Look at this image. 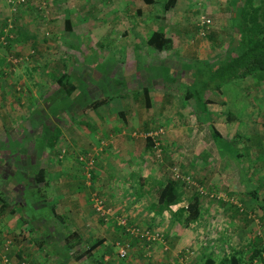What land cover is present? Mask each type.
Segmentation results:
<instances>
[{
  "label": "crops",
  "instance_id": "obj_1",
  "mask_svg": "<svg viewBox=\"0 0 264 264\" xmlns=\"http://www.w3.org/2000/svg\"><path fill=\"white\" fill-rule=\"evenodd\" d=\"M165 1L140 0L141 5H147V8L158 3L161 7H155L148 13L143 10V12L136 14L144 13L142 18L144 17L146 20H152L150 19L151 14H154L155 18L159 17V26H163L164 30L172 37L173 48L171 50L176 49L181 52L189 51L192 53V57L189 58L192 62L189 63L190 60H188L189 62L180 63L181 65H197L196 60H199L197 58L200 56L193 57V53L198 50H205L204 45L210 50V46L215 47V43L217 44L218 41H221V45H225L223 50H234L231 49L232 42L230 40L233 36L231 26L236 9L242 0H175L174 6L178 2L181 4L177 9H173V5V7L165 9ZM112 2L113 4L114 2L121 3L120 0H112ZM130 5H133L132 0ZM140 7L139 5L136 11H140ZM184 11L189 12L187 18L182 17ZM203 16L209 17L211 22L204 31L206 40L202 38L205 40L202 41L203 47L196 49L192 42L197 40L200 35L197 29L196 31H192V29L188 31V28L190 24L197 25L196 27L199 28ZM0 26L2 27L1 23ZM159 26L156 24L153 29ZM183 28H186V31L182 36L179 35V30ZM153 29L146 36L139 35L140 39L134 44L137 45L140 41L147 45V38ZM218 35L224 39L216 41ZM2 44L0 43V98L6 96L7 105L5 107L0 105V148L5 149L7 154L4 157L0 153L2 158L0 160V179H2L0 180V190H6L7 193L5 194L10 196L9 192L13 188H8L7 184L4 187V184L7 182V178L17 171L24 174L22 177L24 181L16 183L15 190L23 192L26 186H29L33 192L39 194V185L43 182L41 180L35 182V177L37 173L39 176L43 174V181L48 188V191L45 190L44 193L47 194V199L49 198L45 204L55 205V200L53 201L51 198L57 195L68 198L62 201L64 205L68 204L67 208L56 209L55 206L53 207V212H55L53 218L59 217L60 209L69 213L72 218L71 223L66 226L69 228L68 232L64 233L58 228L50 227L51 224L48 222L51 218L47 220L48 216L45 213L20 216L22 213H18L16 210L13 212L12 207L7 206L6 210H1L0 207V216L8 217L13 213L20 214L19 220H17L19 228L15 227V234L8 233L12 231H0L2 238H11L14 235L13 255L21 249L22 255L14 262L15 264L21 260H27L30 264H58L60 261L66 260L75 261L68 264H95L94 262H87L88 259L86 260L84 257L108 240L107 229L116 230L111 236H117V238L126 236L131 241L134 251H129L127 259L121 264H202L207 257H212L217 262L224 256L231 257L233 253L238 258L242 257L241 264H259V256L255 254L264 246V79L254 81L255 84H260L257 86L259 92L254 97L249 96V93L241 88L234 89V93H227L223 90V92L211 93L213 96L209 95V102L206 107L208 118H205L204 115L201 116L205 118L209 127L210 124L214 125L220 133V138L224 139L226 143H217L212 138L211 129H209L210 139H197V143L194 145H198V156L191 162L192 175H195L193 181L195 186L190 194H184L183 187H180L177 200L170 204V208H164L159 212L157 210V186L154 187L145 183V178L154 175L159 176L162 171L166 173L165 168L162 167L164 162L154 161L146 141L132 136V131L136 128L117 123V121L113 123L112 119L115 112L119 109L122 110V108L117 107V110L111 109L108 114H102L103 112L98 111L99 106L95 109H93L94 107H89V109L78 107L77 118L74 120L82 124L80 130L83 133H88L90 127L98 131L96 133L97 139L93 140L91 135L86 137L82 134L80 141L73 140L75 138L73 133L71 135H68V132L64 133L62 139L71 149L70 152L68 151L69 153L59 154L58 145H62L63 140L50 145L43 135L45 127L48 128V131L45 130V132L50 135L54 124H58V122L53 123V120L49 119L51 123L46 124L47 119L45 118H41L43 121L38 120L37 122L38 116H40L39 111L45 108L42 105L41 109L38 110L37 108L36 110L31 109L30 106L38 98L37 93L41 96V100L45 97L43 92L46 94V91L50 90V87L55 84V78L49 72H44L45 76L43 77L40 72L34 70L39 75L37 77L34 72L25 71L24 65L21 63L11 64L7 60L10 49L5 48ZM43 48L40 50L35 48L32 49L33 52H28L31 56L29 58L36 63L35 66L39 65L38 60L41 54L39 56L38 54L39 51H45ZM2 52L4 55L1 54ZM20 57L24 58L19 55L18 58ZM52 58L42 61V65L47 66L50 61L54 63L55 60ZM27 60L29 62V59ZM210 60L215 62L214 58ZM180 64L178 68L182 67ZM14 75H17L18 80L15 85H10L7 81L14 79ZM29 76H33V79H29ZM39 77L41 79H36ZM22 81H25L29 87L30 94L27 97L32 98L30 102L27 101V97L20 89L21 86L25 88ZM37 84L45 86L43 88L39 86L38 89ZM83 91L87 92V89ZM150 92L151 90L147 91L145 87L142 97L143 103L145 100L148 102V98L151 96ZM46 99L43 100L46 101ZM12 101L15 102V106L8 107ZM23 102L28 108L24 107ZM85 104H88V99H85ZM47 105L48 109H45V112L49 113L52 104L47 101ZM71 106L69 110L76 109L72 104ZM101 106H103L101 109H106V111L109 108L106 103ZM195 110L199 112L198 107ZM130 113L125 112L123 115L126 118ZM95 115L98 116L97 120L94 118ZM222 116H224L225 122L218 121ZM28 117L31 119H27ZM15 119L23 125L22 128L24 129L20 126L15 129V126L10 122ZM69 120L72 122V119ZM86 121L89 123L88 125ZM4 122L8 123V129H5ZM149 125L150 120H146L141 127L145 129ZM33 128L35 129L33 136L34 138L38 136V138L31 142L28 137L31 138L32 134L27 133ZM137 130L141 129L138 128ZM10 131L15 133V138ZM20 134L28 135V137L22 136V138H26L25 142L28 141L27 144H18L21 139ZM8 141L9 143H7ZM78 144L79 146H77ZM74 146L78 151V147H82L85 152H94L95 162L92 167L87 169L83 160L78 162L73 150ZM224 146L226 149H223ZM242 148H247V150H242ZM71 151L73 152L71 153ZM63 155L65 156L62 157ZM177 160L180 161V156L177 157ZM171 163H174L173 160H169V164ZM90 169L92 173L88 179L86 173ZM46 170L50 173L49 177L45 172ZM32 180L33 182H31ZM203 183L207 185L204 186ZM200 187H203L205 191L201 192ZM142 190L145 193H142ZM17 192H14L13 196H20ZM214 192L218 193L212 196ZM95 194L103 198L105 208L110 209L109 213L100 214L98 211L96 212L93 203ZM189 200L198 201L200 212L189 225H183V222L175 219L173 211L178 206L186 205ZM1 203L0 196V206ZM41 203L44 204V200H34V208H38ZM15 204L16 206L20 204L25 206L28 201L25 198L22 202ZM121 215L126 216L130 222L159 229L162 232V237L156 240L152 239L149 242L148 239L128 235L120 227L119 216ZM23 217L29 219L27 220L28 223L24 221ZM118 227H120V231L117 229ZM86 238H88V242H85L87 245L83 246ZM78 240L81 242V250L71 246ZM43 241H46V244L49 243L48 245L51 247L52 245L56 246V249L52 248L53 251L50 254L45 250L38 257H33L32 253L28 252L31 250L28 245L43 243ZM63 241L70 244L69 253L59 252L61 248L58 247ZM93 244L97 245L92 251L83 253L85 248ZM187 248H190V254L186 253ZM39 249L44 250L42 247ZM58 249L60 250L58 251ZM254 251H256L255 254ZM184 253H186V260L184 257H180ZM101 254L104 255L103 258L105 259L109 257L105 252H101ZM261 255L264 257L263 250ZM57 257L59 260L55 262L54 259Z\"/></svg>",
  "mask_w": 264,
  "mask_h": 264
},
{
  "label": "rangeland",
  "instance_id": "obj_2",
  "mask_svg": "<svg viewBox=\"0 0 264 264\" xmlns=\"http://www.w3.org/2000/svg\"><path fill=\"white\" fill-rule=\"evenodd\" d=\"M130 1L131 0H120V4L119 2H114L113 4L112 0H0V23L2 25V27L0 26V43L2 44L9 40V46L7 48L10 49V52L7 55L9 57L7 60L11 64H14L12 57L18 58L20 55L24 58H21V62L15 64H23L25 71L28 72L30 70L32 73L34 72L37 77L39 75H37L36 71L40 72L44 77V72L52 74L55 70L66 68L69 74L67 78L75 79L77 82L78 91L76 93L69 95L56 85L54 88L55 95L54 92H51V89L47 95L43 92V95L47 96L45 101L43 99L41 100V96L37 93L38 98L35 100L34 104L32 103L30 105L31 109L37 110L38 108L39 110L42 105L45 109H48L47 101L51 102L52 105L50 107L51 111L49 112V115L53 120V123H55L54 118L60 120L51 131V134L53 132V134L58 135V141L63 140V135L67 132L69 133L68 135L73 133L72 135L75 136L73 140L77 139L80 141L82 134L86 137L91 135L93 140L97 139L96 133H98V131L91 129L90 127L88 128L90 130L88 133H83V131L80 130L82 124L77 123L76 120L73 119L77 118L76 112H78V107L83 103L85 104V99H88L89 103L92 98L110 94L113 98L108 99L105 102L109 107L107 108L108 110L101 109L103 108V106H101L103 104H100L98 111L103 112L102 114H108L111 109L117 110V107L122 108L120 112H115L117 115L115 116L114 114L112 121L113 123L114 121H117V123L136 128V130L132 131L133 137L145 140V133L147 131L156 130L158 127H162V133L158 134L157 137L160 141V150L158 151L155 149V151H151L150 154L154 161L164 162L162 163V167H165V170L167 171L171 170L172 175H174V171H177L184 176H190V182L183 185L184 194H190L192 188L195 186L192 183V180H195V175H192L191 162L196 156H198V145L194 144L197 143V139H210V127L207 125L205 118H202L199 114L197 115L195 110L197 105L194 102V97H189L188 99L185 97L187 85L183 83V81L186 80V74L184 75V73L178 68L180 63H185V61L189 62L188 60L192 57V53L189 51L181 52L176 49L159 52L156 48L149 46L148 44L144 45L140 41L137 45L134 44V42H138V39H140L139 35H148L156 24L159 26L160 22L159 17L155 18L154 14H151L150 16V19L152 20H146V18H142L144 13H136L143 12V10H146L145 13H148L151 9L161 7V5L158 3L147 8V5H141L140 0H132L133 5L131 6ZM139 5L141 6L140 11H136ZM180 5V2H178L177 5H173L174 7H172L173 9H177ZM188 14V11H184L182 17L187 18ZM66 18H70L73 23V29L71 31H66L63 26ZM196 26L190 24L188 31H191V29L192 31H196L197 29L200 36L197 40L192 42L194 44L193 47L197 49L198 47H203L202 41L206 40L204 31L207 27L204 26V29L201 31ZM233 27L234 26L232 25L231 28ZM185 31L186 28L180 29L179 35L183 36ZM223 39L224 37L218 35L216 41ZM221 44V41H218L217 44L215 43V47L210 46V50L209 48H205L204 45L205 50H198L193 53V57L200 56L197 58L199 60L195 59L197 65L202 63H199L201 60L207 61L214 57L216 58L218 53L225 48V45ZM35 48H38L39 50L40 48H43L45 50L43 52L39 51V54L37 53L38 56L41 54L38 60L39 65L37 66H35L36 63L30 59L31 56L29 54L30 52H33L32 49ZM1 54L4 55V52ZM47 58H52L55 61L54 63L50 61L49 65L43 66L42 61ZM27 59H29V62ZM153 60H155V62H153ZM191 62L192 60H190L189 63ZM201 75L202 79H195V85L200 83L199 80L208 79L209 73L203 71ZM29 79H33V76H29ZM36 79L41 78L39 77ZM260 79H264V75ZM17 80V75H14V79H9L7 82H9L10 85H15ZM255 80L256 78L253 76H247L244 79H240L238 82L227 80L223 85V87H225L224 91L227 93H234V89L241 88L242 90L245 89V91L249 93V96H257L259 92L257 86L260 84H255ZM22 84L26 89L19 84L21 86L20 89L24 92L25 97H27V95L30 94L29 87L25 81H22ZM39 86L40 88H43L45 85L37 84L38 89ZM145 87L148 88V90H151V96L148 98V102L145 100L143 103L142 97ZM84 89H87V92H84ZM211 95L213 96V94ZM4 97L5 98L2 96V98H0V105L3 107L7 105V102L5 101L6 96ZM82 97L85 99H82ZM27 98L29 99L30 97L28 96ZM71 101V104L74 105L73 107L76 108L74 110H69L67 107ZM12 102L8 107L15 106V102ZM23 104L25 108H28L25 102H23ZM84 107L85 106L81 108L84 109ZM89 107L91 106L87 105L85 108L89 109ZM93 109H95V107ZM64 111L65 113L68 112V114L66 113L67 117L63 116L62 112ZM125 112L131 113L125 118L123 115ZM42 114L44 115L45 113ZM204 115L208 118V113ZM70 118H73L72 122L69 120ZM94 118L97 120L98 116L95 115ZM27 119L31 118L28 117ZM38 120H42L41 116H38L37 122ZM146 120H150V125L148 128L142 129L141 126ZM218 121L225 122L224 116L220 117ZM10 122L15 126V129L19 126L20 128L23 127V125L16 119L11 120ZM86 124L88 125L89 123L86 121ZM4 126L5 129L9 128L8 123L6 122H4ZM138 128L141 130H137ZM45 130L48 131V128L45 127ZM10 132L13 133V138H15V133L13 131ZM27 134H32L31 138L28 137V135L20 134L19 136L21 139L18 141L20 143H17L21 145L27 144L28 141L25 142L26 138L24 139L22 136L28 137L31 142L36 141L38 138L36 135V138L33 136L35 134L34 128ZM38 134L39 132L37 135ZM215 141L220 144L226 143V141L220 137H215ZM7 143H9V141ZM77 146H79V144ZM73 148L78 162H82L83 159L78 156L85 155V150L82 149V147H78L79 151L76 150L75 146ZM61 149L63 152L65 151V154L71 149V147L66 145V142L63 140L62 145H58L57 151L59 150V154H61ZM223 149H226V146H224ZM242 150H247V148H242ZM72 152L73 151H71V153ZM0 153H2L4 157L7 154L3 148H0ZM64 156L65 155L62 157ZM178 156H180V161L177 160ZM0 160H2L1 157ZM169 160H173L174 163L169 164ZM45 172L49 177L50 173L47 170ZM23 175L24 174L15 171L7 178L8 180L4 184V187L7 184L8 188L11 187L13 190L9 192L11 197L5 194L7 193L6 190H2L4 193L0 190L1 199H6L9 202L8 207L14 206L16 212L22 213L23 206H15L14 204L22 202L23 199L26 198L28 204L23 207L24 212H27L28 214L45 213L48 216L47 220L51 218L48 222L51 224V228H58V230H61L64 233L68 232L69 228L66 226L72 221L69 213L60 209L59 217L53 218L55 217L53 207L55 206L56 209L67 208L68 204L64 205V202L62 201L67 200L68 198H63L57 195L51 198L53 201L55 200V205L45 204V201L49 199L46 197L47 194L44 193L45 190L48 191V188L45 186V181H42L43 183L39 185V190L37 189L40 191L39 194L33 192L29 186H26L23 192H17V190H15V185H17L16 183L24 181V178H22ZM52 176L51 173V177ZM27 182L29 183V180ZM31 182H33V180ZM205 185L207 184H204V186ZM14 192L19 193L20 196H13ZM218 192L214 193L216 194ZM41 193L44 194V198ZM29 200H44V204L41 203L38 208H34V205L30 204ZM92 213H94L93 210ZM15 214L8 215L10 219L1 214L0 231H12L8 233L15 234V227L19 228L17 220H19L20 215H17V213ZM20 216H22V214ZM117 229L120 231V227ZM107 231L109 235L108 240L102 244V246H97L92 253H89L84 257V259H88L87 262H94L95 264H121L127 259L128 255L126 257L119 256L118 250L120 245L125 246L128 253L129 251H134L132 250V245L128 244L127 246L125 244L127 240L124 237L119 236V238H117V236H111L116 231L115 229H107ZM19 234L21 235V233ZM13 236H11V238L14 240ZM86 241L88 242V238H86L84 244H82L83 246L87 245L85 244ZM48 244H46V241H43V243L39 242V244L35 243L36 246L27 244L31 249L28 250V252L30 254L32 253L35 258L38 257L39 254H42L41 252H45V250L50 254V252L53 251L52 248L56 249V246L52 245L51 247ZM60 245L58 248H61V251L58 249L59 252L69 253L70 244L68 242L63 241ZM71 246H73L72 248H78L77 250L82 249L79 240ZM13 247L15 248L14 241ZM13 247L12 249H14ZM40 247L44 248V250H40ZM12 252L13 250L11 251L10 259L12 263H14L19 259V256L16 254L13 255ZM101 252H105L109 257L107 259L103 258L104 255L101 254ZM54 260L55 262H58L59 257ZM66 261L68 263L75 262L74 260ZM258 263H260V261Z\"/></svg>",
  "mask_w": 264,
  "mask_h": 264
},
{
  "label": "trees",
  "instance_id": "obj_3",
  "mask_svg": "<svg viewBox=\"0 0 264 264\" xmlns=\"http://www.w3.org/2000/svg\"><path fill=\"white\" fill-rule=\"evenodd\" d=\"M175 0H166L164 3V8L168 9L172 5H174ZM233 36L231 38L232 46L231 49L234 50H227V49H222L218 53V56L214 60L215 62L211 60H201L199 61L202 62L198 65L192 66L191 64H184L181 65L182 67L179 68L184 75L186 74V80L183 81L187 85V90L185 92V97L188 99L189 97H194V102L197 104L199 112H196L199 115H204L206 114V107L207 103L209 102L208 98L211 92H223L224 88L223 85L227 80H232V81H239L240 79H244L247 76H253L256 79H260L264 75V0H242L238 8L236 9V14L233 17ZM64 28L66 31H71L73 29V23L70 18H66L64 20L63 24ZM10 38V37H9ZM12 39V38H11ZM10 39V40H11ZM147 43L149 46H152L156 48V50L161 51V50H171L173 48V40L171 35L164 30L163 26H159L155 29L152 30L151 34L147 38ZM7 48L9 46V40L5 43L2 44V46H5ZM236 49V50H235ZM8 50V49H7ZM186 62V61H185ZM185 67V69H184ZM203 71H207L209 73L208 79H203L199 80V84L195 85L196 80L195 79H202L201 73ZM55 84L50 87L52 90L51 92H54V88L56 85L59 86V88L64 91L65 93L71 95L73 93L77 92V82L75 79H68L67 76L68 70L66 68H62L60 70H55L52 72ZM183 75V74H182ZM183 78V77H182ZM50 90L46 91L47 92ZM148 91V88H147ZM200 93V94H199ZM55 95V92H54ZM196 96V97H195ZM47 96L43 97V99H46ZM110 94H105V96H99L93 99H90L88 104H85L86 106H91V107H97L100 104L105 103L108 99H111ZM27 101H31V98H27ZM52 101V100H51ZM72 101L70 104L67 106L68 109H70ZM81 104V107L85 106ZM74 106V105H73ZM85 106V107H86ZM84 107V108H85ZM51 109V108H50ZM67 109V108H65ZM121 110V109H119ZM118 110V111H119ZM41 118L47 119V123H51L49 119H51L49 113L45 112V109H42L39 111ZM42 113H45L44 115ZM63 113L64 117H67L66 113ZM53 114V113H52ZM46 115V116H45ZM205 116V115H204ZM54 117V116H53ZM207 118V117H205ZM73 119V118H70ZM55 122H60L57 118H54ZM74 120V119H73ZM57 124H54V126ZM53 126V127H54ZM151 127V126H150ZM210 129H211V135L212 138L215 140V137H220L219 131L214 127L213 124H210ZM44 134V139H47L50 145H53L54 142H57L58 140V135L50 134L47 135L46 132ZM152 137L151 135L145 136V141L147 147L151 151H155V143L154 141L157 138ZM93 152V151H92ZM89 153V154H88ZM85 152V158L93 159V163L95 162V154L94 152ZM162 156V155H161ZM173 164V163H172ZM171 166V165H170ZM174 167V166H173ZM165 168V167H164ZM172 168V167H171ZM161 170V169H160ZM90 173H92L91 169L89 170ZM177 172V171H176ZM167 173V174H166ZM166 173L162 171L161 175H154L152 177H146L145 178V183L149 184L150 186H157V194H158V199H157V210L161 212L164 208H170V204L174 203L177 198L179 197V190L180 187L182 188L183 185L188 184L185 178L183 177H176L175 173L172 175L171 170H166ZM169 173V175H168ZM188 173V172H187ZM180 175L184 176L183 174L180 173ZM168 176V178H167ZM167 179V180H166ZM35 182H39L40 180L43 181L42 175L39 176L37 173L35 177ZM199 190V189H198ZM143 191V190H142ZM211 192V191H210ZM209 192V195H210ZM40 193V191H39ZM142 193H145L144 191ZM44 198V194L41 193ZM144 195V194H143ZM212 194V196H214ZM146 196V194H145ZM42 198V199H43ZM197 198V197H196ZM194 198L195 200H197ZM1 210L5 209L9 204L6 199H1ZM150 201V200H149ZM151 202V201H150ZM34 200L30 201V204L33 205ZM16 206V204H15ZM20 206H23L20 204ZM22 207V215H28L27 212H24V208ZM13 212L15 211V207L12 206ZM199 206H198V201H190L187 202L186 205H181L178 206L175 211H173L175 219L183 222V225H189V223L197 218L199 215ZM26 213V214H25ZM31 214V213H29ZM243 214V213H242ZM126 217V216H125ZM24 220L28 223L27 220H29L27 217H23ZM120 227L123 228V231L126 232L128 235L132 237H138V238H143L147 239L141 231L137 233H133L130 231L128 226H134V227H139L141 228L140 230L143 229V227L147 226H142L134 222H130L127 217H126V223H120ZM148 229H156L155 227L148 226ZM159 230V229H158ZM160 232V238L162 237V232ZM124 234V233H123ZM125 236V234H124ZM14 238V236H13ZM127 242L125 244L128 246L131 245V241L128 240V237H124ZM159 238V239H160ZM0 239H3L0 237ZM152 239H148L147 241H151ZM156 240V239H153ZM14 240L12 239V242ZM97 244H93L83 251H92L96 247ZM13 249L10 248L8 251V255L10 256V253ZM190 248H187L188 254H190L191 251H189ZM264 251V246L261 247L257 251H254V254L256 256H259V261L264 262V257L261 255V251ZM182 254L180 257H184L186 254ZM128 254V252H127ZM126 254V256H127ZM16 255L20 256L21 255V249L19 252H16ZM125 256V257H126ZM185 260L187 259L184 257ZM249 259V258H248ZM242 257L238 258L235 253L229 256H224L217 262L212 257H207L202 264H241ZM20 262V261H19ZM15 264V263H13ZM19 264V263H18ZM58 264H68L66 261H60ZM201 264V263H199Z\"/></svg>",
  "mask_w": 264,
  "mask_h": 264
},
{
  "label": "built area",
  "instance_id": "obj_4",
  "mask_svg": "<svg viewBox=\"0 0 264 264\" xmlns=\"http://www.w3.org/2000/svg\"><path fill=\"white\" fill-rule=\"evenodd\" d=\"M18 1H22V0H18ZM210 22H211V19L209 17L203 16L200 20V23H199L200 24L199 29L202 31L204 29V26H206V27L209 26ZM12 60L14 63H18L21 61V57L20 58L12 57ZM160 133H162V127H158L156 130L147 131L145 133V136L151 135L152 137H156ZM154 143H155V149H157L159 151L160 150V146H159L160 141L158 139H156L154 141ZM62 149H65V148H62ZM62 149H61V154H63L65 152V151L63 152ZM79 158H82L84 160V162L86 164L85 166L87 169H89L90 167L93 166V159L92 158L87 159V158H85L84 155H80ZM174 173H175L176 177L181 176V177L185 178L187 182H190V176H188V175L182 176L178 172H175V171H174ZM90 175H91V173L89 172V170H87L86 176L88 179L90 178ZM199 189L201 190V192L205 191L202 187H200ZM93 203H94L95 210L98 211L100 214H106V213L110 212L109 208H107V207L105 208L104 200L100 195H96V194L94 195V202ZM119 222L125 224L126 223V217L124 215L119 216ZM128 227H129L130 231L133 233H137V232L141 231V233H143V235H145L147 239H159L160 238V232L158 229H148L147 227H143V229L140 230L141 228H139L137 226L136 227L128 226ZM12 247H13L12 238H10V237L5 238L4 237L3 239H0L1 264H13L11 259H10V256L8 255V251ZM118 254L120 257H125L127 254V248L125 246L120 245L119 250H118ZM184 257H186V255H184ZM19 264H30V262L27 260H21L19 262ZM259 264H264V262H261Z\"/></svg>",
  "mask_w": 264,
  "mask_h": 264
},
{
  "label": "clouds",
  "instance_id": "obj_5",
  "mask_svg": "<svg viewBox=\"0 0 264 264\" xmlns=\"http://www.w3.org/2000/svg\"><path fill=\"white\" fill-rule=\"evenodd\" d=\"M192 183H193V180H192ZM203 188V187H202ZM204 189V188H203Z\"/></svg>",
  "mask_w": 264,
  "mask_h": 264
}]
</instances>
